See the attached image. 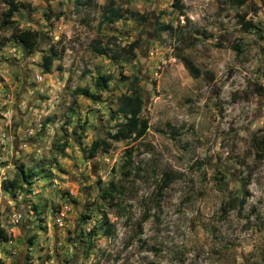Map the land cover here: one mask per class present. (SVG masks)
Here are the masks:
<instances>
[{
    "label": "rangeland",
    "instance_id": "374dc122",
    "mask_svg": "<svg viewBox=\"0 0 264 264\" xmlns=\"http://www.w3.org/2000/svg\"><path fill=\"white\" fill-rule=\"evenodd\" d=\"M133 76L148 127L114 141ZM19 168L3 264H264V0H0V181Z\"/></svg>",
    "mask_w": 264,
    "mask_h": 264
},
{
    "label": "trees",
    "instance_id": "16d2710c",
    "mask_svg": "<svg viewBox=\"0 0 264 264\" xmlns=\"http://www.w3.org/2000/svg\"><path fill=\"white\" fill-rule=\"evenodd\" d=\"M175 2L177 0H174ZM243 0H239V2H242ZM103 17L105 19V22H113L118 20L121 17V14L115 10V9H107L106 7L103 9ZM244 26H250L249 22H244ZM157 28L159 30H171V25L168 23H158ZM17 39L25 46L28 47L29 45V32L28 31H21L17 33ZM134 44V43H133ZM133 44L129 45V51L132 52ZM103 49H98L97 53H102ZM117 55H114L113 58L116 59ZM180 62L182 63L183 67L187 71V73L192 77H197L199 75V70L194 66V64L191 62V60L181 54L176 53L175 55ZM56 58V53L54 50L50 49L49 54H45L41 56L42 62L41 66L43 68L44 72H47L49 70V67L51 65L52 60ZM110 79L109 75H99L96 77V86L98 88H104L107 84V81ZM123 80H125V77H122ZM130 86H129V92L128 93H121L119 97L117 98V108L114 111V115H117L119 118L118 121L115 123L116 128L112 133H108L109 138H111L114 141H120L124 139L129 140H136L141 138L147 127H148V121L147 118L142 117L140 115L142 110V95L140 86L138 85V78L136 76H133L130 79ZM74 94H82L84 96H93L91 93L88 92L86 88H80L77 87L74 89ZM101 145V141L96 139L92 141V143L89 146V153L90 155H93L96 150ZM18 175L17 178L11 180V181H0V186L3 190H7L8 186H18L21 182H27L28 178L30 177L31 173L30 171L24 172L21 168L18 169ZM127 175V173H124ZM114 190V183L112 181H109L107 186L103 188L101 191V196L111 198L112 199V192ZM103 222L105 226L106 232H109V228L111 227V224L107 223L106 217L103 216ZM31 238H28L29 244L31 243ZM6 237L2 230L0 229V241H5ZM0 264H3L2 261H0Z\"/></svg>",
    "mask_w": 264,
    "mask_h": 264
},
{
    "label": "built area",
    "instance_id": "2783aa9c",
    "mask_svg": "<svg viewBox=\"0 0 264 264\" xmlns=\"http://www.w3.org/2000/svg\"><path fill=\"white\" fill-rule=\"evenodd\" d=\"M18 218H19V215H17V217H16L15 221H17V220H18ZM58 220H59V219H56L55 221L57 222V224H58V225H60L61 223H60Z\"/></svg>",
    "mask_w": 264,
    "mask_h": 264
}]
</instances>
